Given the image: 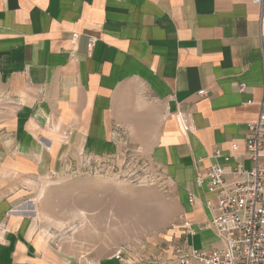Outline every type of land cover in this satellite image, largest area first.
I'll return each mask as SVG.
<instances>
[{"label":"crops","instance_id":"crops-1","mask_svg":"<svg viewBox=\"0 0 264 264\" xmlns=\"http://www.w3.org/2000/svg\"><path fill=\"white\" fill-rule=\"evenodd\" d=\"M263 84L264 0H0V264H71L40 259L55 243L40 234L43 211L16 210L32 201L26 184L82 153H119L124 140L187 200L189 240L213 246L215 234L203 238L212 195L196 171L216 149L251 162L247 123ZM177 229L175 245L186 238Z\"/></svg>","mask_w":264,"mask_h":264},{"label":"rangeland","instance_id":"rangeland-1","mask_svg":"<svg viewBox=\"0 0 264 264\" xmlns=\"http://www.w3.org/2000/svg\"><path fill=\"white\" fill-rule=\"evenodd\" d=\"M70 165L67 172L29 181L26 192L32 201L27 206L33 203L34 209L16 208L44 213L40 234L55 244L51 252L40 254L41 260L95 264L122 250L127 264L161 259L175 264L171 252L177 227L190 207L165 185L163 169L140 142L124 140L119 153L106 156L85 152L71 158ZM213 235L204 233L203 238L212 240ZM196 241L190 242L198 246ZM218 244L213 238L212 245Z\"/></svg>","mask_w":264,"mask_h":264},{"label":"built area","instance_id":"built-area-1","mask_svg":"<svg viewBox=\"0 0 264 264\" xmlns=\"http://www.w3.org/2000/svg\"><path fill=\"white\" fill-rule=\"evenodd\" d=\"M97 41V36H90L88 48L92 49ZM199 94L204 95L205 90ZM247 127L245 147L251 168L238 156L216 149L209 156V164L196 171L198 188H206L212 195L206 200L211 218L204 227L214 232L219 244L208 248L191 244L189 238H194L198 229L192 220L182 217L178 227L186 238L174 247L175 264H264V98L258 116ZM232 149L236 151L238 144ZM230 162L232 165L227 167ZM188 199L195 204L194 193H189ZM113 256L125 261L122 250Z\"/></svg>","mask_w":264,"mask_h":264}]
</instances>
